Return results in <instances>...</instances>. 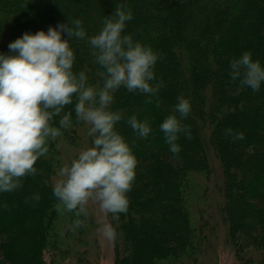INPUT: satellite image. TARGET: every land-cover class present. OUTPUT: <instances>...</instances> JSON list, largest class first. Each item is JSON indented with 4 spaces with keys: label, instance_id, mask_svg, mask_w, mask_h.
<instances>
[{
    "label": "trees",
    "instance_id": "obj_1",
    "mask_svg": "<svg viewBox=\"0 0 264 264\" xmlns=\"http://www.w3.org/2000/svg\"><path fill=\"white\" fill-rule=\"evenodd\" d=\"M120 6L133 17L124 33L158 55L150 83L160 88L151 102L147 94L124 87L114 93L111 109L123 115L116 129L137 159L128 211L118 220L108 215L118 233L116 264H185L209 247L219 226L213 232L205 221L194 227L187 210L188 177L208 174L211 155L223 168L219 213L227 222L235 264H264V84L259 91L245 87L237 94L238 81L229 74L230 61L245 51L264 65V0H0V38L10 34L0 53H8V45L25 32L80 19L86 37L70 40L73 71H84L89 83L102 86L104 70L95 62L88 37ZM179 95L191 104L182 121L191 138L181 134L180 152L174 155L159 125L174 112ZM64 112H72V126L61 129V136L78 143L83 123L76 121L74 104ZM133 115L149 122L147 138L127 123ZM59 119L54 118V126L59 127ZM227 129L232 132L226 134ZM48 147L34 165L35 175L22 177L13 191L0 192V264H67L73 255L76 264L88 263L90 223L86 219L70 230L75 217L69 212L64 227L52 194L58 170L52 157L55 141Z\"/></svg>",
    "mask_w": 264,
    "mask_h": 264
},
{
    "label": "clouds",
    "instance_id": "obj_2",
    "mask_svg": "<svg viewBox=\"0 0 264 264\" xmlns=\"http://www.w3.org/2000/svg\"><path fill=\"white\" fill-rule=\"evenodd\" d=\"M132 18L131 10L117 7L103 19L99 32L88 37L95 62L104 70L102 86L89 83L84 71H73L76 57L70 40L86 37L80 19L49 26L47 31L25 32L8 45V53H0V192L19 188L22 177L37 173L34 165L49 151V141L72 126V112H64L65 106L74 104L76 121L87 125L90 145L59 169L52 189L57 210L75 217L69 226L72 231L84 225L90 203L112 220L129 208L127 194L135 180L137 159L116 129L123 115L111 109L114 93L124 87L147 94L151 102L160 88L150 83L155 79L157 53L124 33ZM229 67L231 80L238 81L237 94L245 87L259 91L264 84V65L253 60L250 51L232 59ZM190 112L189 99L179 95L174 112L159 125L174 155L180 152V135L191 138L190 129L182 124ZM55 117H60L59 127L53 124ZM127 123L142 138L152 131L147 120L135 115ZM231 132L226 130V134ZM97 224L105 240L117 239L112 223L98 220Z\"/></svg>",
    "mask_w": 264,
    "mask_h": 264
},
{
    "label": "rangeland",
    "instance_id": "obj_3",
    "mask_svg": "<svg viewBox=\"0 0 264 264\" xmlns=\"http://www.w3.org/2000/svg\"><path fill=\"white\" fill-rule=\"evenodd\" d=\"M9 32L0 38V52L9 39ZM78 143L75 140L66 142L63 136L57 137L55 141V150L52 154L54 160L58 163V170L53 176V182L59 179V169L65 164H70L71 160L78 155V153L90 145V138L87 136V125L84 123L78 128L77 131ZM131 146V145H130ZM211 163L209 165L208 174L206 173H191L188 177L189 185V207L187 213L190 217L191 223L194 227H200L205 221L212 232L216 226H219V232L210 236V244L204 245L202 251L197 256L195 261H190L185 264H235L236 258L234 249L228 240L227 222L224 217L219 213L220 206L224 200V174L223 168L219 160L211 155ZM89 216L87 220L90 223V231H87V243L90 245L89 253L87 256V264H116L115 261V244L105 240L98 232V220L105 223H110L109 216H105L99 211L98 205L94 203L89 204ZM60 219L65 224L70 221L69 212L59 211ZM71 218V216H70ZM225 219V220H224ZM203 220V221H202ZM66 228V227H65ZM65 232V231H64ZM77 240L76 234H74ZM75 242V241H74ZM76 244V243H73ZM88 245V246H89ZM47 258V256H46ZM74 260L70 259L67 264H76L75 255ZM48 259V258H47Z\"/></svg>",
    "mask_w": 264,
    "mask_h": 264
}]
</instances>
